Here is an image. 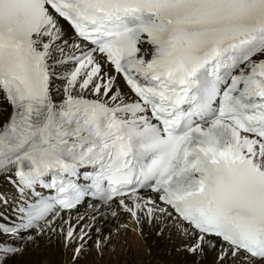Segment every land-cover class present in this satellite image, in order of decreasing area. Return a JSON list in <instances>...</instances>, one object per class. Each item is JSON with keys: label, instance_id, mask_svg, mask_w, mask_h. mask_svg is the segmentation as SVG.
<instances>
[{"label": "snow or ice", "instance_id": "snow-or-ice-1", "mask_svg": "<svg viewBox=\"0 0 264 264\" xmlns=\"http://www.w3.org/2000/svg\"><path fill=\"white\" fill-rule=\"evenodd\" d=\"M146 226L264 264V0H0V264Z\"/></svg>", "mask_w": 264, "mask_h": 264}, {"label": "bare ground", "instance_id": "bare-ground-1", "mask_svg": "<svg viewBox=\"0 0 264 264\" xmlns=\"http://www.w3.org/2000/svg\"><path fill=\"white\" fill-rule=\"evenodd\" d=\"M111 227L112 225L109 224L105 231L107 232ZM130 227L134 228L135 226L130 225ZM144 231L147 239L140 237L136 231H130L127 235L122 234L118 242L117 240L113 241L116 246L115 251H112L111 248L106 249L104 252L105 257L102 261L99 260V264H102V262L103 264H117L122 259L134 254H143V264H184L185 257L183 253L177 251L182 244V240L174 231H165L161 237H156L154 233L149 231L147 226ZM120 245H122V248H120ZM169 247H171L169 253L165 256L162 255L161 252ZM149 249H151L150 253ZM136 250L139 252L135 253ZM71 254V252H68L67 255H64L60 246H48L45 241L41 240L38 248L29 249L22 257L21 264H56V262L67 264ZM96 257H98L97 253ZM157 260H159V263H156Z\"/></svg>", "mask_w": 264, "mask_h": 264}, {"label": "rangeland", "instance_id": "rangeland-1", "mask_svg": "<svg viewBox=\"0 0 264 264\" xmlns=\"http://www.w3.org/2000/svg\"><path fill=\"white\" fill-rule=\"evenodd\" d=\"M140 236V235H139ZM141 237V236H140ZM119 241V239H117V242ZM120 248H122V245H120ZM173 248V247H172ZM94 247L91 248V250L84 256L82 257L79 261H78V264H99V260L102 261V259L105 257L104 255L101 257L100 255H98V257H96V251ZM171 250V247L163 250L161 252L162 255H167L169 253V251ZM106 251V250H105ZM126 252V250H125ZM139 251H135V253H138ZM113 257V256H112ZM72 259V254L71 256L69 257L68 261H67V264H71V259ZM98 261V262H97ZM142 261H144V258H143V254H137V255H132L128 258H124L121 260V262H117V264H143ZM156 263H159V260L156 261ZM56 264H59L58 262H56ZM103 264V262H102Z\"/></svg>", "mask_w": 264, "mask_h": 264}]
</instances>
